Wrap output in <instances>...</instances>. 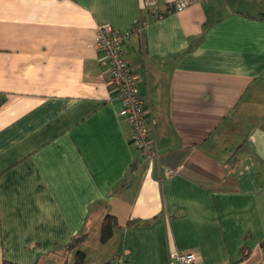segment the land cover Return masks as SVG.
Here are the masks:
<instances>
[{
  "label": "crops",
  "instance_id": "1",
  "mask_svg": "<svg viewBox=\"0 0 264 264\" xmlns=\"http://www.w3.org/2000/svg\"><path fill=\"white\" fill-rule=\"evenodd\" d=\"M175 1L0 0V264H264V0ZM139 18L154 163L94 46Z\"/></svg>",
  "mask_w": 264,
  "mask_h": 264
},
{
  "label": "built area",
  "instance_id": "2",
  "mask_svg": "<svg viewBox=\"0 0 264 264\" xmlns=\"http://www.w3.org/2000/svg\"><path fill=\"white\" fill-rule=\"evenodd\" d=\"M204 0H176L172 10H181ZM156 0H143V8L156 13ZM162 14H157L161 17ZM148 21L142 18L127 31H121L105 22L97 27L95 48L102 52L108 62V84L118 94L122 104L120 115L126 118L133 129V139L145 159L154 163L158 149L153 121L148 117L139 92V75L127 58L126 42L135 35H142ZM170 264H198L197 254L190 249H176L170 254Z\"/></svg>",
  "mask_w": 264,
  "mask_h": 264
},
{
  "label": "trees",
  "instance_id": "3",
  "mask_svg": "<svg viewBox=\"0 0 264 264\" xmlns=\"http://www.w3.org/2000/svg\"><path fill=\"white\" fill-rule=\"evenodd\" d=\"M118 226L115 216L107 214L101 223V241L107 242L114 234L116 227ZM84 235L75 237L69 244L68 248L74 251V263L73 264H89L87 260V254L84 250L77 248L78 244L82 240ZM246 255V252H245ZM3 264H16L10 261H4ZM103 264H110L109 262Z\"/></svg>",
  "mask_w": 264,
  "mask_h": 264
}]
</instances>
